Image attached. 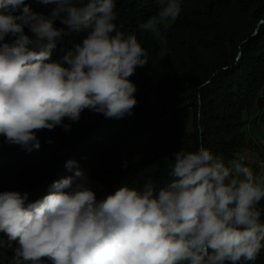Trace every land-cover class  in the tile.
Masks as SVG:
<instances>
[{"label":"clouds","instance_id":"1","mask_svg":"<svg viewBox=\"0 0 264 264\" xmlns=\"http://www.w3.org/2000/svg\"><path fill=\"white\" fill-rule=\"evenodd\" d=\"M41 2L54 5L50 14L0 0V137L28 152L41 147L38 131H68L65 120L79 121L85 109L106 119L132 115L137 87L129 77L149 62L137 36L117 23L116 0ZM156 4L138 28L159 41L163 57L183 0ZM73 35L81 41L53 59ZM172 157L170 181L159 188L119 185L98 200L91 177L69 160L74 175L41 199L0 192V249H12L9 264H255L264 251V162L256 172L245 155L225 160L202 145Z\"/></svg>","mask_w":264,"mask_h":264},{"label":"trees","instance_id":"2","mask_svg":"<svg viewBox=\"0 0 264 264\" xmlns=\"http://www.w3.org/2000/svg\"><path fill=\"white\" fill-rule=\"evenodd\" d=\"M26 4L45 15L54 7L41 0ZM116 5L117 23L149 52L148 64L129 77L137 87L133 114L106 119L85 109L79 121L65 120L71 123L68 131L61 126L38 131L41 147L31 152L0 137V192H27L28 202L41 199L54 181L74 175L75 169L65 166L74 160L93 180L100 200L119 185L164 186L176 152L202 145L225 160L241 152L242 114L264 86V0H183L182 13L166 31L163 57L159 41L138 28L156 14V0H116ZM55 26L66 27L60 20ZM25 33L31 36L27 28ZM80 41L65 37L53 59ZM188 110L190 131L181 119ZM12 255V249H0V264H9ZM255 264H264V251Z\"/></svg>","mask_w":264,"mask_h":264},{"label":"rangeland","instance_id":"3","mask_svg":"<svg viewBox=\"0 0 264 264\" xmlns=\"http://www.w3.org/2000/svg\"><path fill=\"white\" fill-rule=\"evenodd\" d=\"M258 95L259 99L253 101L248 110H245L242 114L245 143L241 152L238 154L245 155L252 168L253 165H251V162L256 156V153L248 151L247 148L260 149V153L264 155V86L258 91ZM181 119L185 128L189 131L192 130L191 111H185L181 115ZM254 171L256 170L254 169Z\"/></svg>","mask_w":264,"mask_h":264},{"label":"crops","instance_id":"4","mask_svg":"<svg viewBox=\"0 0 264 264\" xmlns=\"http://www.w3.org/2000/svg\"><path fill=\"white\" fill-rule=\"evenodd\" d=\"M246 150V149H245ZM248 151H251V152H255L256 153V156L254 157V159L252 160L251 162V165H253V168L256 170V168L254 167V161L260 156H264L261 152L260 149H252V148H247ZM257 172H259L258 170H256Z\"/></svg>","mask_w":264,"mask_h":264},{"label":"bare ground","instance_id":"5","mask_svg":"<svg viewBox=\"0 0 264 264\" xmlns=\"http://www.w3.org/2000/svg\"><path fill=\"white\" fill-rule=\"evenodd\" d=\"M257 159L264 160V156H261V157H259ZM254 167L256 168V170L260 171L259 163H257V160L254 161Z\"/></svg>","mask_w":264,"mask_h":264},{"label":"built area","instance_id":"6","mask_svg":"<svg viewBox=\"0 0 264 264\" xmlns=\"http://www.w3.org/2000/svg\"><path fill=\"white\" fill-rule=\"evenodd\" d=\"M257 160V163L260 164V162H264V160H261V159H256Z\"/></svg>","mask_w":264,"mask_h":264}]
</instances>
